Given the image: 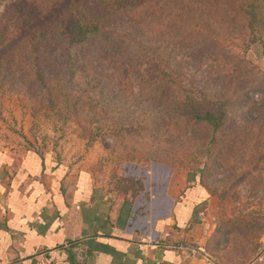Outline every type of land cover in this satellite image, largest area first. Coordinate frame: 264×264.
Returning a JSON list of instances; mask_svg holds the SVG:
<instances>
[{"label":"rangeland","instance_id":"rangeland-1","mask_svg":"<svg viewBox=\"0 0 264 264\" xmlns=\"http://www.w3.org/2000/svg\"><path fill=\"white\" fill-rule=\"evenodd\" d=\"M36 1L0 0V42L11 40L0 47V148L51 154L128 190L132 165L199 173L217 244L243 262L262 252L264 0H125L109 40L43 39L40 58L17 52L40 37L34 26L94 0H54L49 12ZM208 113L223 126L200 122Z\"/></svg>","mask_w":264,"mask_h":264},{"label":"crops","instance_id":"crops-1","mask_svg":"<svg viewBox=\"0 0 264 264\" xmlns=\"http://www.w3.org/2000/svg\"><path fill=\"white\" fill-rule=\"evenodd\" d=\"M129 169L132 190L51 154L0 148V264H264V249L243 262L217 244L199 173Z\"/></svg>","mask_w":264,"mask_h":264},{"label":"trees","instance_id":"trees-1","mask_svg":"<svg viewBox=\"0 0 264 264\" xmlns=\"http://www.w3.org/2000/svg\"><path fill=\"white\" fill-rule=\"evenodd\" d=\"M47 1L49 5L45 6L44 11L49 12L52 10V6H56L55 4L50 5L54 0H41V2ZM62 3L67 2L68 0H60ZM129 0H126V2ZM34 3V5H36ZM55 2V1H54ZM82 2V1H81ZM140 7L144 6L142 2H138ZM81 7L77 10H70L68 12V17H65V20L60 23L59 25L53 26L48 28L47 30H41V25L34 26L33 30H35L37 36L39 34V38H33L30 41L23 40L20 43V48L17 52H22L24 54L31 53L36 57L40 58L43 54L42 47L46 43L49 42L47 39H56V37L63 39L66 41L68 47L70 45H77L83 43H90L93 41H97L102 39L103 37H108L104 40H109L111 37L110 33H105L107 28L112 27L113 25V16L115 13H119L122 11H126L127 3L125 4V0H94L93 2L86 3L80 5ZM106 6V8H105ZM41 6L40 8H42ZM117 7V8H116ZM27 18V17H26ZM138 18V17H133ZM113 20V21H112ZM36 22H40L39 20ZM27 26H30V22L27 21ZM25 25V24H24ZM40 29V30H39ZM46 39V43L42 44ZM43 40V41H42ZM11 41V40H9ZM9 41H2L0 42L1 49L7 46ZM111 41V40H110ZM71 49V47H70ZM45 52V51H44ZM69 56V55H68ZM115 56V55H114ZM4 63H1L0 66H3ZM114 64L116 66H122L124 63H120L114 60ZM45 67V66H44ZM44 67H37L36 72L38 75L37 80L35 81L36 85L43 87L46 80V74ZM217 116L212 115L210 113L202 119L200 122H207L212 123L214 130H218L220 127L223 126L225 121V115L220 116V118L215 121L214 118ZM168 165V164H167ZM169 166V165H168Z\"/></svg>","mask_w":264,"mask_h":264},{"label":"built area","instance_id":"built-area-1","mask_svg":"<svg viewBox=\"0 0 264 264\" xmlns=\"http://www.w3.org/2000/svg\"><path fill=\"white\" fill-rule=\"evenodd\" d=\"M260 261H261V259H260Z\"/></svg>","mask_w":264,"mask_h":264}]
</instances>
